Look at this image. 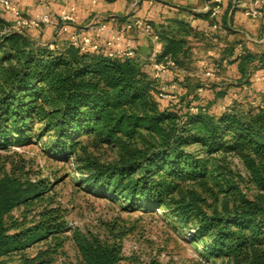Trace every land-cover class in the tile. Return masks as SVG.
Instances as JSON below:
<instances>
[{"label": "trees", "instance_id": "1", "mask_svg": "<svg viewBox=\"0 0 264 264\" xmlns=\"http://www.w3.org/2000/svg\"><path fill=\"white\" fill-rule=\"evenodd\" d=\"M9 23L0 16V146L26 144L38 125L52 154L77 156L93 191L163 207L211 264H264L262 109L210 113L197 94L165 105L136 58L71 42L42 44ZM189 32L176 20L156 30L163 42L158 59L182 66ZM239 58L244 72L256 56ZM85 139L116 149L117 159L95 158ZM17 170L0 172V264H72L69 232L81 264H123L120 235L73 231L54 182ZM243 182L251 196L241 191Z\"/></svg>", "mask_w": 264, "mask_h": 264}, {"label": "crops", "instance_id": "2", "mask_svg": "<svg viewBox=\"0 0 264 264\" xmlns=\"http://www.w3.org/2000/svg\"><path fill=\"white\" fill-rule=\"evenodd\" d=\"M216 1L13 0L31 18L50 15L54 23H44L49 29H56L54 24L63 10L76 8V22L72 23L70 32L79 29L81 35H88L104 50L111 36L122 32L126 22L134 18L149 21L155 32L171 20L181 21L190 28L184 36L188 57L182 66L178 65L175 75L169 74L166 81L176 80L177 92L186 98L197 94L200 103L210 113H214L212 107L218 104L216 96L219 93L227 99L230 97V103L237 104L226 111H264V0H218L220 8L213 16L209 9L216 5ZM249 9L257 10L258 14L247 15ZM0 16L14 22V16L1 4ZM102 24L106 27L99 30ZM58 29L54 32L56 37ZM70 39L65 38V41L70 42ZM127 49L133 50L132 57L139 60L152 77L150 57L154 52L162 53L163 42L136 28L126 32L119 43V51ZM245 54L254 55L256 59L244 65L242 72L239 57Z\"/></svg>", "mask_w": 264, "mask_h": 264}, {"label": "rangeland", "instance_id": "3", "mask_svg": "<svg viewBox=\"0 0 264 264\" xmlns=\"http://www.w3.org/2000/svg\"><path fill=\"white\" fill-rule=\"evenodd\" d=\"M23 15L31 18L26 12ZM60 23L58 18L57 24H54L56 29H49L42 23L39 27L28 28L26 32L42 44L56 42L58 45L65 43V38L81 32L77 27L78 30L71 33V25L69 32H58L56 37L54 32L57 28L60 31ZM12 26L13 23H9L8 28ZM61 37L64 39L58 40ZM168 83L170 82H165ZM182 95L176 92V97L165 99L164 104L168 105L170 101L177 103ZM229 98L219 93L216 96L218 104L212 107V111L222 113L230 106H236L234 102H229ZM36 127L38 128L32 134L31 141L26 144L0 146V172L21 168L17 172H25L32 180L53 181L56 200L66 209L67 220L73 231L81 235L96 234L102 238L112 237L113 232L120 235L123 238V264H147L152 259L160 264H211L201 255L203 247L190 240L189 230L171 218L163 207H146L138 203L130 205L118 196L93 191L83 180L84 168L78 163L77 156L71 153L70 157L61 158L52 154L50 137L47 135L38 138L40 128L38 125ZM84 144L89 147L92 156L102 162H111L118 157L117 150L107 144L95 147L86 139ZM235 163L244 173L243 167L237 161ZM240 188L242 192L252 195V190H249L246 183L243 182ZM207 203L215 205L216 202L207 196ZM73 233L69 232L66 251L69 262L81 264L72 238Z\"/></svg>", "mask_w": 264, "mask_h": 264}, {"label": "built area", "instance_id": "4", "mask_svg": "<svg viewBox=\"0 0 264 264\" xmlns=\"http://www.w3.org/2000/svg\"><path fill=\"white\" fill-rule=\"evenodd\" d=\"M257 2V1H255ZM0 4L4 7V9L10 12L14 16L13 26L9 30H15L20 32H25L28 28L39 27L42 23L53 24L54 19L47 14H43L36 18H27L23 15V11L21 7L14 3L13 0H0ZM219 1H216V5L209 9L212 11V15L214 16L219 11ZM76 8L71 7L69 9H65L60 14V31L59 32H69L72 23L76 22L75 16ZM247 15H256L257 10L249 9L246 11ZM105 25L102 24L99 27V30H104ZM136 28L143 29L146 33H148L153 39L159 40L158 34L154 31L152 23L142 18H134L126 22L124 30L118 34L112 35L111 38L107 41V49L104 51L111 57H132L134 55L133 50L127 49L126 51H119V43L125 37V33L131 31ZM72 44L80 47L82 50H93L99 51L103 50L97 43H93L91 38L88 35H81V32L75 33L71 37ZM150 61L153 67L152 78L157 83V95L161 99L175 98V93L178 89V82L176 80H172L170 83L165 84L168 75L174 74L178 68V65L172 59H158V52H154ZM210 75V73H208ZM202 89L200 88V91Z\"/></svg>", "mask_w": 264, "mask_h": 264}]
</instances>
